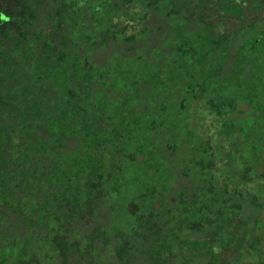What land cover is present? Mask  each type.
Here are the masks:
<instances>
[{
    "label": "trees",
    "instance_id": "obj_1",
    "mask_svg": "<svg viewBox=\"0 0 264 264\" xmlns=\"http://www.w3.org/2000/svg\"><path fill=\"white\" fill-rule=\"evenodd\" d=\"M0 264H264V0H0Z\"/></svg>",
    "mask_w": 264,
    "mask_h": 264
},
{
    "label": "rangeland",
    "instance_id": "obj_2",
    "mask_svg": "<svg viewBox=\"0 0 264 264\" xmlns=\"http://www.w3.org/2000/svg\"><path fill=\"white\" fill-rule=\"evenodd\" d=\"M103 54H99V53H97L96 54V60H101L103 57ZM209 120H210V117H207V121L209 122ZM152 160H155V158H152ZM182 179H185L184 177L183 178H180L179 180H182ZM107 208V212H108V207H106ZM109 212L107 213V215H106V218H108L109 217ZM10 217H14V215H11ZM9 219V218H8Z\"/></svg>",
    "mask_w": 264,
    "mask_h": 264
}]
</instances>
